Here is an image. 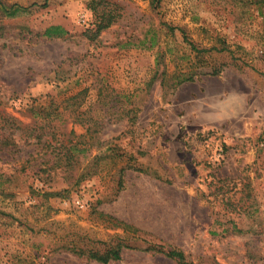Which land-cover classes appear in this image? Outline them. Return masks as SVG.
Masks as SVG:
<instances>
[{
	"label": "rangeland",
	"instance_id": "374dc122",
	"mask_svg": "<svg viewBox=\"0 0 264 264\" xmlns=\"http://www.w3.org/2000/svg\"><path fill=\"white\" fill-rule=\"evenodd\" d=\"M0 116V264H264L260 0H0ZM46 139L89 151L70 175Z\"/></svg>",
	"mask_w": 264,
	"mask_h": 264
},
{
	"label": "trees",
	"instance_id": "16d2710c",
	"mask_svg": "<svg viewBox=\"0 0 264 264\" xmlns=\"http://www.w3.org/2000/svg\"><path fill=\"white\" fill-rule=\"evenodd\" d=\"M159 0H153V2H158ZM261 4H264V0H260ZM94 4V3H93ZM19 9H21L20 6H11L10 8L8 7H4V10L6 11L7 15L9 16H14ZM92 9L94 12L98 13L99 16V24H98V31H101L107 27H109L112 23H115V21H117V19L120 17V14L117 13L114 9L113 10H103L102 13H100L97 10V7H95L94 5L92 6ZM68 33V31L61 25H51L49 27H47L45 29V31L43 32V35L45 37L48 38H54V37H61L64 36ZM192 47L194 48L195 46L191 43ZM179 78V82L178 84H181L185 81H191L194 80L193 75H188V74H179L178 76ZM50 113L48 112L47 114V118L50 119ZM59 116H57L58 118ZM0 120L2 121H10V118H4L3 116H0ZM54 120V119H52ZM51 119L46 121V124H52L51 122H53ZM13 123H15L16 121L12 120ZM11 122V123H12ZM72 134V132H71ZM12 134L8 133H3L1 132L0 129V150H5L7 152H15L14 150L18 149V141L16 140L15 136H11ZM47 135H52L53 138L55 136L54 133H48ZM45 135H41L38 136V142H41L43 137ZM84 145L86 144H65L64 142H62L59 145V149L61 152L59 153H63V162L62 164H57L56 162H53L52 165H50V168H54V167H58V166H62L64 167L65 170L68 171V173H70V175H72L73 170H75V166H74V162L78 161V158H76L78 155H85L87 153V151H89L88 147H85ZM44 147L47 148H52V152H50L49 155L54 154V150L58 149L56 146H54V144H51V140L46 139L44 144ZM49 162V161H48ZM85 178V176L83 177L82 174H80L77 178H75L74 180H72L73 185H79L83 179ZM1 185V184H0ZM236 229V228H235ZM122 248H123V243H117V244H111L108 242H102V241H95L93 243V246L89 247L86 245H81L78 243H74L73 245L70 246V250L77 254L80 257H87L88 259H92V260H96L98 262H102V263H109L111 261H115V260H119L121 259V252H122ZM160 251L166 253L168 256H170L171 258L175 259L178 264H194L192 261L188 260V258L186 257L185 253L180 250V249H174L171 248L169 250H163V247L160 246Z\"/></svg>",
	"mask_w": 264,
	"mask_h": 264
}]
</instances>
